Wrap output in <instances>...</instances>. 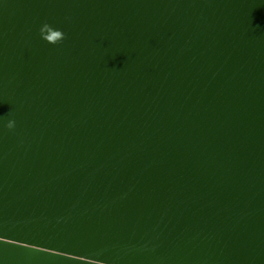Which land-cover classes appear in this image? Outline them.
Segmentation results:
<instances>
[{
  "label": "water",
  "instance_id": "water-1",
  "mask_svg": "<svg viewBox=\"0 0 264 264\" xmlns=\"http://www.w3.org/2000/svg\"><path fill=\"white\" fill-rule=\"evenodd\" d=\"M0 264H264V0H2Z\"/></svg>",
  "mask_w": 264,
  "mask_h": 264
},
{
  "label": "clouds",
  "instance_id": "clouds-1",
  "mask_svg": "<svg viewBox=\"0 0 264 264\" xmlns=\"http://www.w3.org/2000/svg\"><path fill=\"white\" fill-rule=\"evenodd\" d=\"M66 19H69L66 17ZM52 31V26H50L48 23H43V25L39 28V35L42 39L48 40L52 39V37H47L45 35L46 32ZM55 37H59L58 42H62L66 39V34L63 33L61 29H57L54 34ZM3 127L7 128L8 130H14L16 127V120L15 119H8L7 121L3 122Z\"/></svg>",
  "mask_w": 264,
  "mask_h": 264
},
{
  "label": "snow or ice",
  "instance_id": "snow-or-ice-1",
  "mask_svg": "<svg viewBox=\"0 0 264 264\" xmlns=\"http://www.w3.org/2000/svg\"><path fill=\"white\" fill-rule=\"evenodd\" d=\"M0 2H2V0H0Z\"/></svg>",
  "mask_w": 264,
  "mask_h": 264
}]
</instances>
